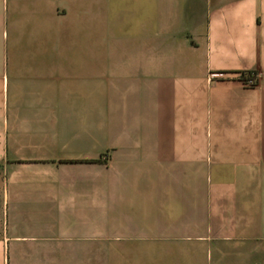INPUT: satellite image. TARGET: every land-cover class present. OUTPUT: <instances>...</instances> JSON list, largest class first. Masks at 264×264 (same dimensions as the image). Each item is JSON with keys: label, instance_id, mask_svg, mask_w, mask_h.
Masks as SVG:
<instances>
[{"label": "crops", "instance_id": "crops-1", "mask_svg": "<svg viewBox=\"0 0 264 264\" xmlns=\"http://www.w3.org/2000/svg\"><path fill=\"white\" fill-rule=\"evenodd\" d=\"M0 264H264V0H0Z\"/></svg>", "mask_w": 264, "mask_h": 264}, {"label": "trees", "instance_id": "trees-1", "mask_svg": "<svg viewBox=\"0 0 264 264\" xmlns=\"http://www.w3.org/2000/svg\"><path fill=\"white\" fill-rule=\"evenodd\" d=\"M239 80L241 81V83L247 85L249 82H253L256 80V74H254V73H242L239 75ZM254 85L255 84H253L251 86H254Z\"/></svg>", "mask_w": 264, "mask_h": 264}, {"label": "rangeland", "instance_id": "rangeland-1", "mask_svg": "<svg viewBox=\"0 0 264 264\" xmlns=\"http://www.w3.org/2000/svg\"><path fill=\"white\" fill-rule=\"evenodd\" d=\"M124 9H125V6H123V5H121V6L117 5V7H116V11H118V10L125 11ZM116 13H118V12H116ZM106 54H107V52L105 50L100 49L99 59H100L101 62L106 61V59H107V57H106L107 55Z\"/></svg>", "mask_w": 264, "mask_h": 264}, {"label": "built area", "instance_id": "built-area-1", "mask_svg": "<svg viewBox=\"0 0 264 264\" xmlns=\"http://www.w3.org/2000/svg\"><path fill=\"white\" fill-rule=\"evenodd\" d=\"M253 84H255V81H253V82H249L247 85H245V86H251V85H253Z\"/></svg>", "mask_w": 264, "mask_h": 264}]
</instances>
